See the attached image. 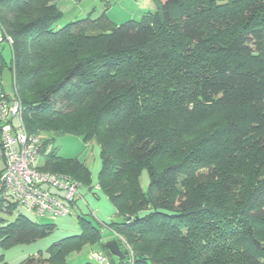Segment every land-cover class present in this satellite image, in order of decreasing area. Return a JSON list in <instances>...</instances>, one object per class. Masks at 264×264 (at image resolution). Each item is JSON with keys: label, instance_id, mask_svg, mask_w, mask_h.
Listing matches in <instances>:
<instances>
[{"label": "trees", "instance_id": "obj_1", "mask_svg": "<svg viewBox=\"0 0 264 264\" xmlns=\"http://www.w3.org/2000/svg\"><path fill=\"white\" fill-rule=\"evenodd\" d=\"M58 1L0 0V28L12 40L6 43L9 71L25 129L31 135L58 134L44 140L40 170L68 173L83 184L88 180L83 164L61 158L54 147L46 153L47 148L57 137L88 143L92 133L98 142L106 133L98 145V186L124 218L106 226L132 246L134 256L128 262L119 244L123 258L110 255L101 243L105 233L78 217V235L54 243L47 258L31 256L19 264H68L65 255L97 243L109 264H264V0H154L157 10L140 21L116 25L105 14L94 19L90 13L54 30L62 15ZM194 15L207 23L196 24ZM177 41L184 42L181 48L172 45ZM181 52L166 77L160 67L152 69L156 60L173 61L170 56ZM6 66L1 59L0 88ZM143 67L157 76L147 78ZM191 84L193 105L222 114L217 127L206 123L203 135L190 113L167 117L184 108L185 97L192 98ZM82 108L95 122L92 133L61 132L58 124ZM154 113L150 130L140 128L141 119ZM189 128L200 138L186 143V154L179 152L178 161L164 167L153 165ZM114 134H123L124 141L111 143ZM251 147L257 151L255 178L246 189L242 173L221 165ZM14 208L10 203L9 213ZM54 231L55 225L23 215L11 223L0 219V249Z\"/></svg>", "mask_w": 264, "mask_h": 264}, {"label": "rangeland", "instance_id": "obj_2", "mask_svg": "<svg viewBox=\"0 0 264 264\" xmlns=\"http://www.w3.org/2000/svg\"><path fill=\"white\" fill-rule=\"evenodd\" d=\"M108 2L109 4L106 5L105 1L102 0H77V1L60 0L57 2V6L62 15L60 20L53 26V29L54 30L60 29L70 22L87 17L88 15H90V13H91V17L94 19L102 14H105L109 21H111L116 25H121L128 21H140L142 16L145 15L146 13L153 14L157 10V3L154 0H108ZM186 10L187 8L185 7L183 12H185ZM193 21L196 24L207 23L206 18H202V16H198V15H194ZM183 43L181 41H177V42H173L172 45H175L174 46L175 48H179V47L181 48L183 46ZM197 52L200 53L199 50H197ZM182 53L183 52L176 53L170 56L173 61L168 62L167 60L164 62L161 60H156L155 63H153L152 69L160 67V72H159L160 75L166 77L172 69L177 67V65H173L174 63L172 62H179ZM1 59L7 66L2 73L0 92L3 93L9 92L5 94L15 96L16 98H18V100H20V102H22L21 97L15 87V80L14 77L12 76L13 73L9 71V66L11 63V50L5 42L0 43V61ZM169 63H172L170 65L171 67L167 66ZM196 68H199L198 62H196ZM196 68L193 69L195 72H197ZM143 69L146 72L145 67H143ZM145 76L147 78L153 79L157 76V73L152 74L151 71L147 70ZM161 79L164 80V78ZM179 80H181L180 77ZM193 91H195L194 84H191V87L189 88V92L192 94ZM170 93H172V95L178 94V92H170ZM193 98H194V94H192V98L185 97L183 99L184 108L174 109V111L169 112L167 114V117H174L175 119L179 117L180 119H183L186 118L187 114L189 115L190 113L189 115L190 119L192 116V120L190 122L196 125L197 128L195 129L200 134H202V132L203 133L207 132V129H204L206 123L207 124L210 123L213 127H217V125L219 124L218 120L222 119V114L220 113L221 112L220 109H212V108L205 109L198 105H193L192 104ZM168 99H171V102H173L174 98L170 96L168 97ZM23 114L24 113L22 111V124L25 128L26 122L23 117ZM155 118H156L155 113L153 115L144 116L140 122L143 125V127L140 128L148 129V126L152 124ZM15 123L17 126L19 125L17 121H15ZM93 123L95 122L92 121V116L90 112H88L87 109L82 108L79 111H77L76 114L69 116L67 121L63 125H60L59 123L58 128L64 134L71 132H77L80 134H84L85 132L92 133V131L94 130V128H92ZM193 133H194L193 128H189L187 131L185 129L182 135H178V137L176 136L177 139L180 141H178L177 144L170 146L167 149V151L164 154L160 155L157 159H155L152 164L155 165L156 167L161 168L168 165L169 163L177 162L179 159V152H181V154L183 155L186 154V150L188 149L186 143L191 146V143L194 140L200 138L194 136ZM105 134L106 133L102 131L101 133L102 137H99L100 143L98 142V140H96L97 137L93 136L95 135L94 133H92L91 137H89L88 143H84L81 138L72 135L57 137L55 142L53 143V146L47 148L46 153L50 151L52 147L57 148L59 156L61 158L78 160L81 164H83L85 169H87L88 171V180L84 184L73 179L71 175L68 173L66 174L60 171L49 172L53 174L65 175L71 178L73 181L81 184L78 189V193L81 199H78L72 205L70 215L57 217L55 219L49 217L48 215L44 217H40L34 214L33 212H28L24 207L19 205H15V208L11 211V213H9L10 204L6 203L7 206H5V201L0 196V219L6 221L7 223L13 222L18 215H23L27 219L40 225L43 224L55 225V231L47 238L35 242L27 243L24 245L13 246L8 250L0 249V264H4V263L19 264L23 260L31 256H40L42 258H47L49 256L50 247L54 243L62 239H65L67 237L78 235L80 233L78 217L85 218L86 220L90 221L94 226L100 228V230H102L103 233H105V235H102L104 237L101 240L102 244H105L106 242L111 240H116L117 243L120 245L122 252H125L127 254V257L129 258L128 262L132 261V258L134 256V250L132 246L128 244V242L125 239H123V237L113 234L110 231V229H107L108 227L106 226L113 223L114 224L123 223L124 222V218L122 217L123 215L121 216L116 213L108 197H106V195L101 191L100 188L102 187L97 186L99 172L102 168L100 148L98 145H100L101 142L105 141L107 137L105 136ZM117 134H114V136H112V141L110 140L111 143L114 142L115 144H121L124 141L123 140L124 135L121 134L120 136H118ZM34 135L40 138L42 144L44 143L45 139L47 140L50 137L58 136V134L56 133L46 134L44 132L35 133ZM181 141L185 144L184 145L179 144ZM41 149L42 147L40 148V150ZM224 150L226 149L222 148L221 151ZM43 154L44 153L41 150L37 160L38 165H41L43 163V159H44ZM256 157H257L256 148L251 147L246 152L234 156L232 158L233 162L229 164L223 163L221 165L222 170L228 171V169L235 167L233 171L243 174L247 189L251 187L252 184L254 183L255 174L253 171H254ZM142 181H143V185L144 184L146 185L148 182V176L145 171L142 173ZM88 189H91V192H89ZM1 202H3L4 206H1ZM107 234H113V237L108 236ZM91 252H97L103 254L102 247L99 245V243H97L95 245H86L82 247V249L79 252H72L65 255L64 260L68 264H87L89 262L93 263L91 260H89V255Z\"/></svg>", "mask_w": 264, "mask_h": 264}, {"label": "built area", "instance_id": "obj_3", "mask_svg": "<svg viewBox=\"0 0 264 264\" xmlns=\"http://www.w3.org/2000/svg\"><path fill=\"white\" fill-rule=\"evenodd\" d=\"M2 42L12 44L0 28ZM41 146L40 138L28 134L22 124L20 100L0 92V152L4 159L0 196L5 206L19 205L40 217L48 215L53 219L70 215L72 205L81 199L80 185L65 175L40 170L37 160ZM89 260L93 264H109L108 257L97 252H91Z\"/></svg>", "mask_w": 264, "mask_h": 264}, {"label": "water", "instance_id": "obj_4", "mask_svg": "<svg viewBox=\"0 0 264 264\" xmlns=\"http://www.w3.org/2000/svg\"><path fill=\"white\" fill-rule=\"evenodd\" d=\"M104 247L113 257L123 258V255L120 251L119 245L116 240H111V241L106 242L104 244Z\"/></svg>", "mask_w": 264, "mask_h": 264}, {"label": "crops", "instance_id": "obj_5", "mask_svg": "<svg viewBox=\"0 0 264 264\" xmlns=\"http://www.w3.org/2000/svg\"><path fill=\"white\" fill-rule=\"evenodd\" d=\"M5 93H9V92H5ZM3 168H4V159H3L2 155H1V152H0V174H1L2 170H3ZM79 185H81V184L79 183ZM88 190H89V192H91V189H88Z\"/></svg>", "mask_w": 264, "mask_h": 264}]
</instances>
